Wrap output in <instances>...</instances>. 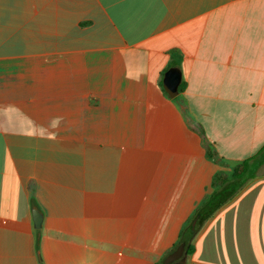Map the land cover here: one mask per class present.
Returning <instances> with one entry per match:
<instances>
[{
	"label": "crops",
	"instance_id": "crops-1",
	"mask_svg": "<svg viewBox=\"0 0 264 264\" xmlns=\"http://www.w3.org/2000/svg\"><path fill=\"white\" fill-rule=\"evenodd\" d=\"M205 143L264 146V0H0V264H159L217 191ZM263 166L182 264H264Z\"/></svg>",
	"mask_w": 264,
	"mask_h": 264
},
{
	"label": "trees",
	"instance_id": "trees-1",
	"mask_svg": "<svg viewBox=\"0 0 264 264\" xmlns=\"http://www.w3.org/2000/svg\"><path fill=\"white\" fill-rule=\"evenodd\" d=\"M178 51L174 50L171 52V63L169 68L180 67V60L177 58ZM168 68V69H169ZM163 87V85H162ZM185 83L182 82L179 91L184 90ZM164 90V88H163ZM165 91V90H164ZM166 92V91H165ZM205 148L207 151V156L210 160L214 162L223 164V160L218 158L216 151L205 143ZM264 165V146L261 150L254 156L236 164L233 168L232 174L229 176L227 173H219L215 180V186L217 191L212 195L207 197L206 200L197 208L195 216L193 219L197 218L196 226H192V222L187 224L182 232V236L177 244L170 250L172 252L177 248L182 242L186 243L185 256L190 255L194 252V247L191 244L193 234L195 231L200 229V227L205 223V221L226 201L231 199L237 192H239L250 180L257 177L259 169ZM37 228L36 238H37V250L40 249V231ZM184 256V257H185ZM184 257L173 264H182ZM163 260L159 263L162 264Z\"/></svg>",
	"mask_w": 264,
	"mask_h": 264
},
{
	"label": "water",
	"instance_id": "water-1",
	"mask_svg": "<svg viewBox=\"0 0 264 264\" xmlns=\"http://www.w3.org/2000/svg\"><path fill=\"white\" fill-rule=\"evenodd\" d=\"M164 81H165L166 89L172 94H175L181 82L180 70L177 68H171L167 72ZM195 225H196V221L193 222L192 226L195 227ZM36 227H40V223H37ZM185 251H186V243L182 242L177 246L175 250H173L167 256H165L162 264H173L179 261L182 257L185 256Z\"/></svg>",
	"mask_w": 264,
	"mask_h": 264
},
{
	"label": "rangeland",
	"instance_id": "rangeland-1",
	"mask_svg": "<svg viewBox=\"0 0 264 264\" xmlns=\"http://www.w3.org/2000/svg\"><path fill=\"white\" fill-rule=\"evenodd\" d=\"M219 167L221 168V172H224V173H227L229 176L232 174V172H233V166H232V164H219ZM264 171V166H263V168L261 169V172H263ZM260 172V173H261ZM247 225L248 224H246V229H247ZM249 226H250V228H253V226H254V224H249ZM261 249V248H260ZM251 251H252V249H251ZM262 252H263V250H262ZM262 252H261V255H260V258H261V261L263 262V256H262ZM251 254V253H250ZM251 257L252 258H254V256L251 254Z\"/></svg>",
	"mask_w": 264,
	"mask_h": 264
}]
</instances>
